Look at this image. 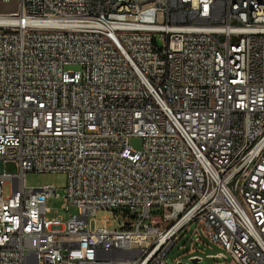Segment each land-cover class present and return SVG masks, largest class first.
<instances>
[{
  "label": "built area",
  "instance_id": "obj_1",
  "mask_svg": "<svg viewBox=\"0 0 264 264\" xmlns=\"http://www.w3.org/2000/svg\"><path fill=\"white\" fill-rule=\"evenodd\" d=\"M0 2V264H166L193 224L264 264L262 0Z\"/></svg>",
  "mask_w": 264,
  "mask_h": 264
},
{
  "label": "rangeland",
  "instance_id": "obj_2",
  "mask_svg": "<svg viewBox=\"0 0 264 264\" xmlns=\"http://www.w3.org/2000/svg\"><path fill=\"white\" fill-rule=\"evenodd\" d=\"M14 5H4L0 2V11L14 10ZM163 41L158 40V45L163 46ZM70 70H75V67H69ZM130 144L134 150L139 151L142 147V140L140 138H132ZM67 185V177L62 173H37L29 172L25 175V186L30 189H38L44 186H52L56 188V196L47 200V207L50 209L48 214L49 218H58L62 222H67L70 217L78 213L77 209L70 207L68 211L64 209V196ZM10 194L9 187L5 188V195ZM154 213L158 215V211ZM108 218L110 220L108 229L115 230L118 226V222L123 220L120 213L111 211H98L95 216L91 218L90 227L94 229L97 227H103L101 223L102 218ZM195 224L190 226L189 231L186 229L180 233L179 242L169 251L165 257L166 264H233L232 258L226 253V251L218 245L211 243L205 236L203 231H195ZM196 237L200 238V241H196ZM222 254L225 258L215 257ZM197 259V260H196ZM196 260V262H195Z\"/></svg>",
  "mask_w": 264,
  "mask_h": 264
},
{
  "label": "bare ground",
  "instance_id": "obj_3",
  "mask_svg": "<svg viewBox=\"0 0 264 264\" xmlns=\"http://www.w3.org/2000/svg\"><path fill=\"white\" fill-rule=\"evenodd\" d=\"M262 4H264V0H262ZM0 21H2V20H0Z\"/></svg>",
  "mask_w": 264,
  "mask_h": 264
},
{
  "label": "water",
  "instance_id": "obj_4",
  "mask_svg": "<svg viewBox=\"0 0 264 264\" xmlns=\"http://www.w3.org/2000/svg\"><path fill=\"white\" fill-rule=\"evenodd\" d=\"M197 260V259H196ZM196 260H195V262H196Z\"/></svg>",
  "mask_w": 264,
  "mask_h": 264
}]
</instances>
